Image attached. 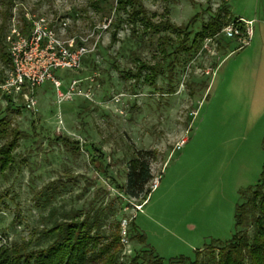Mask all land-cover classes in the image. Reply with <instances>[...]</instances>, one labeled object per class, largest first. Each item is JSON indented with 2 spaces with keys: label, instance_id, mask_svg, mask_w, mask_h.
Instances as JSON below:
<instances>
[{
  "label": "rangeland",
  "instance_id": "obj_1",
  "mask_svg": "<svg viewBox=\"0 0 264 264\" xmlns=\"http://www.w3.org/2000/svg\"><path fill=\"white\" fill-rule=\"evenodd\" d=\"M7 2L0 0V25L9 13L7 30L12 16L24 27L26 14L66 16L70 35H86L105 20L114 23L80 70L54 71L63 92L79 79L81 90L91 86L90 99L62 100L51 80L37 87L33 110L21 102L17 111L0 99V119L26 134L13 151V168L0 170V247L23 239L35 248L45 245L43 228L78 209L99 211L106 233L121 221L124 257L146 244L170 264L230 239L241 195L258 182L264 166V0H142L154 22L187 25L199 15L193 23L199 30L224 3L234 18L251 22L245 23L252 30L248 44L223 31L207 37L197 54H176L175 71L164 66L154 84L120 71L135 70L136 56L165 65L158 38L168 32L133 25L126 12L117 16V0H12L11 10ZM58 136L80 141L81 148L56 142ZM90 143L111 165L109 178L92 165L82 146ZM135 150L154 157L145 204L118 199L122 194L114 182L125 183ZM133 225L146 243L136 238Z\"/></svg>",
  "mask_w": 264,
  "mask_h": 264
},
{
  "label": "trees",
  "instance_id": "obj_2",
  "mask_svg": "<svg viewBox=\"0 0 264 264\" xmlns=\"http://www.w3.org/2000/svg\"><path fill=\"white\" fill-rule=\"evenodd\" d=\"M116 3L117 16H120L121 12H126L128 20L133 25L141 23L154 34L168 32L158 38L160 53L166 60L165 65L161 62L154 64L145 62L136 56L135 70L120 71L123 77L134 79L136 82L142 79L154 84L157 77L163 74L165 67L173 73L176 69V54L184 52L188 57L197 54L203 49L207 37L219 35L223 28L231 23L237 24L243 35L247 31L242 17L234 18L231 15L228 3L221 5L199 30L193 28V23L199 15L187 25H174L169 19L152 21L142 0H117ZM6 4L11 10L12 0H8ZM8 14H4V21L0 25V64L5 68L9 67L11 62L5 41ZM113 23L114 21L112 25ZM115 36L116 33L113 39ZM5 98L8 99L10 106L21 104V101L17 103L9 95H5ZM22 105V108H25L24 104ZM17 106L15 109L20 111L19 105ZM25 136L26 134L12 126L9 120L0 119V140L5 141L0 146L1 172L13 168L15 164L13 151L18 145V140ZM54 140L71 143L78 150L81 148L80 141H72L67 136H58ZM82 146L89 154L97 173L109 178L111 165L106 164V157L101 149L92 143ZM152 154L151 151H134L127 162L125 183L121 185L114 179L116 187L122 194L117 197L118 199L122 200L125 197L143 199V203H146L152 192L149 186L154 178L151 170V161L154 158ZM235 219V233L230 239L215 241L202 250H196L195 259L180 256L172 258L170 264H264V166L258 182L242 193L241 200L236 206ZM102 226L99 211L86 212L78 209L65 213L51 226L44 227L41 231L40 238L47 240L45 245L35 248L31 240L25 239L2 244L0 264H165L146 244L133 255L122 256L121 221L115 223L109 233L101 231ZM133 230L136 238L146 243L145 235L135 226Z\"/></svg>",
  "mask_w": 264,
  "mask_h": 264
},
{
  "label": "built area",
  "instance_id": "obj_3",
  "mask_svg": "<svg viewBox=\"0 0 264 264\" xmlns=\"http://www.w3.org/2000/svg\"><path fill=\"white\" fill-rule=\"evenodd\" d=\"M111 24V19L105 20L103 25L96 26L86 35H70L67 30L69 18L66 16L49 18L45 14L32 17L26 14L22 28L18 18L12 16L5 36L11 62L9 67L2 66L5 73L0 77V99L9 95L15 102L21 101L27 110H33L38 103L35 91L47 80L53 82L62 100L75 95L90 99L91 86L81 90L79 79H73L69 89L63 92L62 81L55 76L54 71L80 70L84 59L97 51L100 38ZM222 31L238 36L243 45L248 44L252 36L250 27L243 35L235 23L227 25ZM90 81H94L93 77Z\"/></svg>",
  "mask_w": 264,
  "mask_h": 264
}]
</instances>
